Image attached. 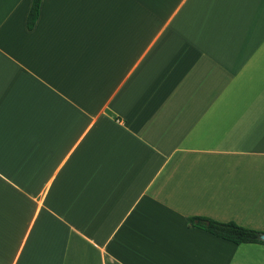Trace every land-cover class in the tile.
Listing matches in <instances>:
<instances>
[{"label":"crops","instance_id":"0c3cea01","mask_svg":"<svg viewBox=\"0 0 264 264\" xmlns=\"http://www.w3.org/2000/svg\"><path fill=\"white\" fill-rule=\"evenodd\" d=\"M0 0V264H264V0Z\"/></svg>","mask_w":264,"mask_h":264},{"label":"trees","instance_id":"16d2710c","mask_svg":"<svg viewBox=\"0 0 264 264\" xmlns=\"http://www.w3.org/2000/svg\"><path fill=\"white\" fill-rule=\"evenodd\" d=\"M41 0H32L27 18L26 25L31 29L39 13ZM189 225L203 229L214 236L226 239L235 244L241 243H260L264 241L259 238L264 230L242 226L233 220L220 221L207 216L194 215L189 217Z\"/></svg>","mask_w":264,"mask_h":264},{"label":"water","instance_id":"95a60500","mask_svg":"<svg viewBox=\"0 0 264 264\" xmlns=\"http://www.w3.org/2000/svg\"><path fill=\"white\" fill-rule=\"evenodd\" d=\"M259 238H260L261 240L264 241V233H261V234L259 235Z\"/></svg>","mask_w":264,"mask_h":264}]
</instances>
